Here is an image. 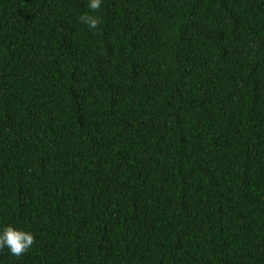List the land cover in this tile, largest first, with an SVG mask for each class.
I'll list each match as a JSON object with an SVG mask.
<instances>
[{
  "label": "trees",
  "instance_id": "trees-1",
  "mask_svg": "<svg viewBox=\"0 0 264 264\" xmlns=\"http://www.w3.org/2000/svg\"><path fill=\"white\" fill-rule=\"evenodd\" d=\"M88 4L0 0V264H264V0Z\"/></svg>",
  "mask_w": 264,
  "mask_h": 264
},
{
  "label": "clouds",
  "instance_id": "clouds-1",
  "mask_svg": "<svg viewBox=\"0 0 264 264\" xmlns=\"http://www.w3.org/2000/svg\"><path fill=\"white\" fill-rule=\"evenodd\" d=\"M102 0H89L88 7L91 12L101 9ZM81 23L85 24L89 30L100 27V17L86 13L79 17ZM35 243V235L29 231L15 228L12 225L5 226L0 231V249L7 247L13 256L20 257L24 255Z\"/></svg>",
  "mask_w": 264,
  "mask_h": 264
}]
</instances>
